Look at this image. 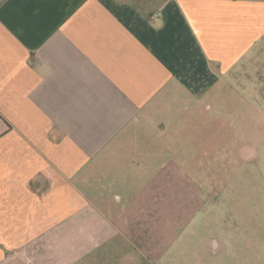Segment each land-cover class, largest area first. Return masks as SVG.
<instances>
[{
	"label": "crops",
	"instance_id": "1",
	"mask_svg": "<svg viewBox=\"0 0 264 264\" xmlns=\"http://www.w3.org/2000/svg\"><path fill=\"white\" fill-rule=\"evenodd\" d=\"M262 61L264 0H0V264L38 233L39 264L62 234L139 236L180 174L168 132Z\"/></svg>",
	"mask_w": 264,
	"mask_h": 264
},
{
	"label": "rangeland",
	"instance_id": "2",
	"mask_svg": "<svg viewBox=\"0 0 264 264\" xmlns=\"http://www.w3.org/2000/svg\"><path fill=\"white\" fill-rule=\"evenodd\" d=\"M236 74L213 91L209 118L166 135L165 161L176 158L180 174L158 181L155 208L136 210L139 236L62 234L41 264H264V61ZM39 234L23 249L2 246L6 257L39 264Z\"/></svg>",
	"mask_w": 264,
	"mask_h": 264
}]
</instances>
